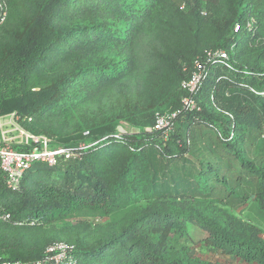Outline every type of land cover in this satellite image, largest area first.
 I'll return each instance as SVG.
<instances>
[{"label":"trees","instance_id":"trees-1","mask_svg":"<svg viewBox=\"0 0 264 264\" xmlns=\"http://www.w3.org/2000/svg\"><path fill=\"white\" fill-rule=\"evenodd\" d=\"M220 1L35 4L0 62V113L24 118L43 113L49 105L53 112L70 113L76 104L135 80L138 88L132 87L130 93L136 95L138 106L129 120L142 130L124 135L123 143L101 141L116 134L120 121L115 120L73 135L51 136L68 147L97 144L77 161H61L55 168L35 165L18 193L5 188L0 172V210L11 216L10 221L0 220V227L2 222L9 227L44 226L87 212L123 220L118 230L95 244L65 241L74 246L75 264H221L189 251L192 231L198 232L200 243L221 255L264 264V218L246 220L235 213L246 207L250 192L246 188L251 185L256 187V215L264 216V48L250 45L264 36V0H225L231 6L225 28L211 33L203 12L213 15ZM250 8L261 25L258 35L244 32ZM236 24L241 27L237 35ZM209 49L228 50L236 71L216 67L198 95L200 112H183L167 133L146 132L154 126L155 110L170 106L172 98L177 104L168 112L181 108L186 92L181 95L180 83L193 61ZM46 69L53 80L38 89L31 87L32 76ZM212 97L221 110L234 115L236 134L230 141L217 139L223 161H196L199 168L187 155L208 148L195 143L193 125L213 133L219 129L226 136L230 130V120L214 109ZM256 143L261 144V157L252 162L243 158L239 146L243 144L246 153ZM224 167L235 180L241 179L233 172L237 167L245 174L233 199L220 181ZM46 249L33 251L0 239L4 261L33 263L45 256Z\"/></svg>","mask_w":264,"mask_h":264},{"label":"rangeland","instance_id":"rangeland-1","mask_svg":"<svg viewBox=\"0 0 264 264\" xmlns=\"http://www.w3.org/2000/svg\"><path fill=\"white\" fill-rule=\"evenodd\" d=\"M39 1L40 0H3V10L0 11V14L2 13L5 16V20L0 24V62L5 51L8 50L9 47L15 42V39L20 34L23 25L30 18L35 4H37ZM254 1L255 3L257 2L256 0ZM255 6L257 5H254L253 3V7ZM230 7H228L226 5V1L223 0V2L220 1L219 8L213 15L204 10L203 15L208 21L210 20L208 22V28L211 33L222 32L224 30L223 28H225V19L227 18ZM250 11L251 13L248 14L244 25V32L251 31V33L254 35H258L261 31V25L258 22V19L252 14V12L255 10L250 8ZM237 26L238 24L235 25L234 29V34L236 35L241 33L240 31L236 30ZM245 29H247V31ZM229 35L230 31L228 32L227 36ZM250 45H254L255 49H263L264 36H257L256 39L252 40ZM235 61L238 63V60ZM52 77L53 76L49 73L48 69L43 70L32 76L30 79V85L31 87L38 89L44 86L48 80L51 82L53 80L51 79ZM134 81L135 80L127 84L119 85L106 96L98 93L95 96H92V98H90L88 101H83L76 104V111L73 110L70 113H65L60 109L53 112L52 108L54 106L49 105V107L43 111V113L36 114L35 116L24 117L22 120L23 126L33 133L38 132L40 134L48 135L49 137H59L60 134H62V136L73 135L75 132L83 131L87 127L91 128L105 121L118 120L120 122L116 129L117 134L124 131L126 132L124 135L135 136L140 133L142 129L138 125H134L133 121L129 120L132 116V113L135 112L134 107L138 106L136 95L132 94V91L130 93L132 87L138 88V84H136ZM183 81L184 80L182 79L180 83L181 95L184 91L182 88ZM170 103L171 104L168 107L161 106L158 110H155L153 114L154 120L158 114L163 112L165 113V111H170L171 108L177 104V100L172 98ZM80 104H82V106ZM146 105L149 104L146 103ZM150 128V126L147 127L146 131ZM85 131L87 132L88 130ZM239 148L243 158L248 161H256L261 157L262 149L261 144L259 143H256V145L253 146L250 151H246V153L244 152L245 148L243 144H241ZM88 149L89 147L84 149L78 159H80L83 155V152H87ZM78 159L74 158L76 161ZM195 164L201 168L199 162H195ZM239 167H237L238 169L236 170L234 169L235 171L232 168L231 170L237 173L235 177H238V179L241 178L240 180H242V178L245 177V174L241 172L242 170ZM222 173L224 174H221L222 176L220 177V181L223 184L225 190L228 191V194L230 193V195H232L231 198L233 199V196L239 195L240 188L237 185L240 184V180H235L234 175L230 174L231 172H225V167L222 169ZM210 174L204 175L206 178H208ZM223 177H225V179H223ZM246 189L250 191L249 193H246L247 190L244 191V193L248 195V198L245 202L246 207L243 210H235V213L246 220L248 218L253 219L255 216L264 218L263 215H256V210L253 204L252 197L255 194L254 189H256V187L254 186L253 188V186L250 185ZM144 203H146V201L142 202L140 205H143ZM227 208L230 209V207ZM122 220L123 218L119 219V217L108 218L84 212L72 218L60 219L44 226H34L32 223L29 225L30 228L27 227V224L24 225L23 223L17 226L14 225V227H9L7 222H2V227H0V239H3L11 246L19 245L23 248H28L33 251L45 250L49 245L57 241L75 242L76 240H80L81 242H84V244L90 245L104 240V238L110 235L113 231L118 230ZM255 224H257V222ZM192 232L193 241L191 244H188L189 246L187 248L196 258L212 263L246 264L240 259L229 256L226 257L217 251L206 247L204 244L199 242L200 236L198 232Z\"/></svg>","mask_w":264,"mask_h":264},{"label":"built area","instance_id":"built-area-1","mask_svg":"<svg viewBox=\"0 0 264 264\" xmlns=\"http://www.w3.org/2000/svg\"><path fill=\"white\" fill-rule=\"evenodd\" d=\"M2 10L3 0H0V11ZM4 20L5 16L1 13L0 24ZM236 30H241L240 25L237 26ZM219 66L225 70L236 71L230 60L228 50L209 49L198 56L193 61L188 77L182 82V88L186 92V96L182 99L181 108L172 112L158 114L154 126L147 129L146 132L162 131L167 133L170 129H173L175 120L183 112H200L202 108L198 102V95L212 71ZM239 86L247 87L245 84H239ZM250 91L260 94L254 89H250ZM211 100L214 109L230 120V130L227 136L219 129H215L218 139L222 141L234 139L236 134L234 115L221 110L216 105L214 97ZM22 120L23 118L17 113L8 115L0 113V172L4 179L5 188L12 193H18L22 190L27 173L35 165L44 164L49 168H55L61 161L78 159L84 149L97 144L86 146L84 143H80L76 147L59 145L54 138L44 134H35L25 128ZM125 133L124 131L116 133L103 138L101 141L112 138L116 143H123ZM261 139L264 144V130L261 134ZM0 220L10 221L11 216L0 210ZM75 262L74 246L65 241H57L49 245L45 251V256L33 263L4 261L0 258V264H75Z\"/></svg>","mask_w":264,"mask_h":264},{"label":"crops","instance_id":"crops-1","mask_svg":"<svg viewBox=\"0 0 264 264\" xmlns=\"http://www.w3.org/2000/svg\"><path fill=\"white\" fill-rule=\"evenodd\" d=\"M193 126L194 127H192V130L194 131L195 137H197L195 143H197V145L203 149L208 148V152L207 151L205 152V150L202 149L204 152L200 154L197 153V150H194L193 153L187 155L188 156L187 158H189L192 162L205 161V160H210L212 162H216L218 160L223 161L224 158L221 157V149H220V144L217 141L218 137L216 135V132L214 131L213 133V131L208 130L206 128L196 127L195 125ZM249 150L250 149H248V151ZM262 155L264 157V151ZM252 199L254 200V196L252 197ZM240 209L243 210L244 208H240Z\"/></svg>","mask_w":264,"mask_h":264}]
</instances>
